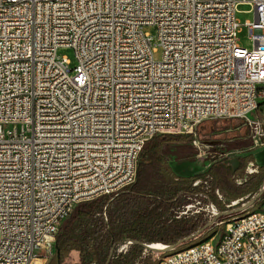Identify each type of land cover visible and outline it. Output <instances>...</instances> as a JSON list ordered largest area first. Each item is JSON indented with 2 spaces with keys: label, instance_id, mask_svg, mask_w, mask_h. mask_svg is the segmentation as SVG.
I'll list each match as a JSON object with an SVG mask.
<instances>
[{
  "label": "built area",
  "instance_id": "obj_1",
  "mask_svg": "<svg viewBox=\"0 0 264 264\" xmlns=\"http://www.w3.org/2000/svg\"><path fill=\"white\" fill-rule=\"evenodd\" d=\"M241 3L254 14L251 49L237 42ZM261 99L264 0H0V264H45L76 204L135 181L151 137L249 119ZM258 208L219 221L197 248L149 251L151 261L264 264Z\"/></svg>",
  "mask_w": 264,
  "mask_h": 264
},
{
  "label": "trees",
  "instance_id": "obj_2",
  "mask_svg": "<svg viewBox=\"0 0 264 264\" xmlns=\"http://www.w3.org/2000/svg\"><path fill=\"white\" fill-rule=\"evenodd\" d=\"M184 139V135L174 134L151 137L139 153L134 182L115 193L76 204L58 227L53 259L49 264H68L65 260L71 251L78 253V261L73 264H153L149 251L140 244L128 241L163 245L175 243L193 234L214 217L209 204L219 212L225 211L229 209L227 205L231 200L253 196L264 184V166L247 180L240 183L234 181L233 175L244 168L248 157L243 158L242 163L238 158L241 167L235 171L230 164L220 160L212 163L203 173L176 175L161 154V146ZM198 179L201 183L193 185ZM216 191L224 195V201L218 199ZM191 195H200L204 203H199L197 207L193 204V209L180 214L181 211L176 209L186 207L189 203L187 198ZM143 201H148V204L144 206ZM263 201L264 193L242 213L257 209ZM209 233L205 232L203 236L184 242L175 249L200 241ZM122 245H126V249L119 251Z\"/></svg>",
  "mask_w": 264,
  "mask_h": 264
},
{
  "label": "rangeland",
  "instance_id": "obj_3",
  "mask_svg": "<svg viewBox=\"0 0 264 264\" xmlns=\"http://www.w3.org/2000/svg\"><path fill=\"white\" fill-rule=\"evenodd\" d=\"M249 9H251L249 5L241 3L237 6L236 12V18L240 23V29L237 33V42L245 49L252 48V40L249 37V32L246 25H244L245 21H253L254 19L253 11L252 9ZM142 30L152 34L154 33V28L150 25L143 26ZM153 48L154 57L159 59L161 57V49L159 47L155 48L154 46ZM57 52L59 55L67 57L71 67L75 65V57L71 48L61 47L58 48ZM248 118L249 119L226 118L219 119L218 121H202L196 125L195 132L192 134L172 132L161 133L185 136L184 140L170 141L162 144L161 154L167 160L172 171L178 176H189L197 173H203L212 163L227 158H241L242 163V159L248 157L244 168H240L241 163L239 162L237 168L240 169H238L237 173L233 175L234 181L236 183L243 182L250 178V176L255 175L261 166H264V99H261L258 102L257 108L248 114ZM251 164L257 168V172L250 174L247 172V169L249 166H251ZM196 181V184L201 183L200 179ZM203 183L206 184V182ZM196 184L193 183V185ZM217 192L216 194L218 199L224 201V195L220 191ZM245 198L246 197L240 198L238 200H231L229 203V208L231 206H238L240 203L244 202L243 200H245ZM187 200L189 202L187 204L189 206L188 209H193V204H195L197 207L199 206V203H204L200 195H191L187 198ZM142 204L146 206L148 201H143ZM176 210L182 212L186 211V208H178ZM215 210L214 217H217L208 230L210 231L209 235L204 237L202 240L209 239L212 237V234H219L222 231L223 225L217 224L219 221L226 220L233 216L243 215L242 212L231 215H219V211L216 208ZM197 242L191 243L190 245ZM54 250V245L47 249L45 264H49L52 261ZM77 261L78 253L76 251H71L65 260V262L68 264H73Z\"/></svg>",
  "mask_w": 264,
  "mask_h": 264
},
{
  "label": "water",
  "instance_id": "obj_4",
  "mask_svg": "<svg viewBox=\"0 0 264 264\" xmlns=\"http://www.w3.org/2000/svg\"><path fill=\"white\" fill-rule=\"evenodd\" d=\"M223 161H224V163L230 164L233 171H235L237 169L239 162H240L238 158H227V159H224ZM263 193H264V184L260 187V189L253 196H250L248 198L246 196L247 199L244 202H242L238 206L230 207L229 209H227L225 211H220L219 215H231V214L243 212V211L247 210L248 208H250L251 206H253V204L259 200V198L262 196ZM216 217L217 216H215L211 220L207 221L203 226H201L193 234H191V235H189V236H187L181 240H178L175 243H172L169 245H164L162 248H159V249L153 248L152 244L142 243L141 241L129 240L128 242L140 244L146 250L153 252V253H158V252L167 253L169 251L174 250L179 244H181L184 241H189V240H192V239H195V238L202 236L205 232H207L210 229V227H211V225L214 222ZM109 257H108V260H109ZM57 264H59V263H57Z\"/></svg>",
  "mask_w": 264,
  "mask_h": 264
},
{
  "label": "bare ground",
  "instance_id": "obj_5",
  "mask_svg": "<svg viewBox=\"0 0 264 264\" xmlns=\"http://www.w3.org/2000/svg\"><path fill=\"white\" fill-rule=\"evenodd\" d=\"M258 215H259V208L257 210H253V211L246 213V216H258ZM210 238H212V237H210ZM210 238L206 239V240L199 241V242L192 244L186 248H197L200 246V244H207L210 242ZM152 247L159 249L160 247H162V245L160 243H154V244H152Z\"/></svg>",
  "mask_w": 264,
  "mask_h": 264
}]
</instances>
